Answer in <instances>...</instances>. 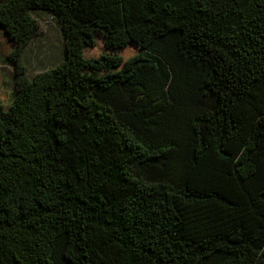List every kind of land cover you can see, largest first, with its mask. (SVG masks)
<instances>
[{
  "label": "trees",
  "instance_id": "1",
  "mask_svg": "<svg viewBox=\"0 0 264 264\" xmlns=\"http://www.w3.org/2000/svg\"><path fill=\"white\" fill-rule=\"evenodd\" d=\"M0 32V264H264V0H0Z\"/></svg>",
  "mask_w": 264,
  "mask_h": 264
},
{
  "label": "rangeland",
  "instance_id": "2",
  "mask_svg": "<svg viewBox=\"0 0 264 264\" xmlns=\"http://www.w3.org/2000/svg\"><path fill=\"white\" fill-rule=\"evenodd\" d=\"M40 28L28 45L22 62L27 74L32 76L59 63L64 56V35L60 25L47 14L38 16ZM14 48L0 32V98L8 103L14 92L13 66L7 61V55Z\"/></svg>",
  "mask_w": 264,
  "mask_h": 264
}]
</instances>
